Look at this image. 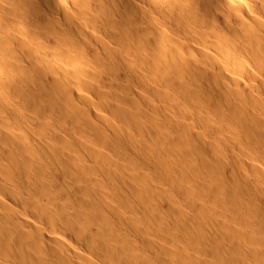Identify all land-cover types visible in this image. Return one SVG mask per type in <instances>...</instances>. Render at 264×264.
Segmentation results:
<instances>
[{"label": "bare ground", "instance_id": "1", "mask_svg": "<svg viewBox=\"0 0 264 264\" xmlns=\"http://www.w3.org/2000/svg\"><path fill=\"white\" fill-rule=\"evenodd\" d=\"M263 162L264 0H0V264H264Z\"/></svg>", "mask_w": 264, "mask_h": 264}, {"label": "rangeland", "instance_id": "2", "mask_svg": "<svg viewBox=\"0 0 264 264\" xmlns=\"http://www.w3.org/2000/svg\"><path fill=\"white\" fill-rule=\"evenodd\" d=\"M263 163H264V162H263ZM263 163H260V164L262 165ZM69 166H70V167H69ZM69 166H68L69 168H72L71 165H69ZM262 166L264 167V164H263ZM225 174H229V173H225ZM218 175H219V174H218ZM230 175H231V173H230ZM231 176H232V175H231ZM179 178H180L181 180H180ZM229 179H230V178H229ZM231 179H232V178H231ZM231 179H230V180H231ZM224 180H225V179H224ZM227 180H228V179H227ZM232 180H233V179H232ZM232 180H231V181H232ZM177 181H179V182L182 183L184 180H183L182 177H178V180H177ZM221 181H222L223 185H225L224 182H225L226 180L223 182V179H222ZM221 181H220V182H221ZM231 181H229V180L226 181L227 184H228V185H227V186H228V189L232 186ZM107 183H108V184H107ZM183 183H185V181H184ZM183 183H182V184H183ZM229 183H231V184H229ZM105 184H107L108 187H107V186H104ZM109 184H110L109 182H106V183L103 184V186L106 187V189L108 188L107 190L110 189V190H109L110 192H114V190H116V189L113 190V188H115V186L113 187L111 184H110V185H109ZM223 185H222V186L220 185V186H221L222 188H226V187H227L226 185H225L226 187H224ZM104 187H103V188H104ZM111 189H112V190H111ZM107 190H106V191H107ZM225 190H226V192H225ZM104 191H105V190H104ZM221 191H222V189H221ZM223 192L227 193V188L224 189ZM108 193H109V192H108ZM114 193H115V192H114ZM221 194H223V193H221ZM109 195H112V194L110 193ZM113 195H114V194H113ZM223 196H224V194H223ZM223 196H222V197H223ZM225 196L228 197L227 195H225ZM208 202H211V201L209 200ZM262 204H264V203H262ZM210 205H213V204L211 203ZM219 205H220V203H219ZM219 205H218V206H219ZM220 207L222 208V207H224V206L222 205V206H220ZM217 208H218V207H217ZM221 208H218V209H221ZM218 212H219V210H218ZM257 214L260 215V213H256L255 215H257ZM259 215H258V216H259ZM260 216H261V215H260ZM262 217H264V216H262ZM110 219H113V218L110 216ZM127 230H128V229H127Z\"/></svg>", "mask_w": 264, "mask_h": 264}]
</instances>
